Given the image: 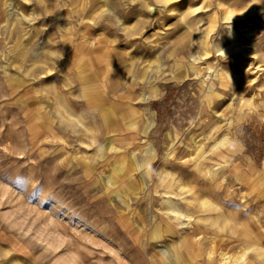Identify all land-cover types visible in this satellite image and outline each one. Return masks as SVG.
Instances as JSON below:
<instances>
[{
    "label": "rangeland",
    "instance_id": "374dc122",
    "mask_svg": "<svg viewBox=\"0 0 264 264\" xmlns=\"http://www.w3.org/2000/svg\"><path fill=\"white\" fill-rule=\"evenodd\" d=\"M195 238L264 264V0H0V264H190Z\"/></svg>",
    "mask_w": 264,
    "mask_h": 264
},
{
    "label": "bare ground",
    "instance_id": "6f19581e",
    "mask_svg": "<svg viewBox=\"0 0 264 264\" xmlns=\"http://www.w3.org/2000/svg\"><path fill=\"white\" fill-rule=\"evenodd\" d=\"M188 7V6H187ZM152 10L154 11V13H158V10H157V8L156 7H153L152 8ZM186 10V9H185ZM205 31V30H204ZM203 31V32H204ZM229 40H230V42H232V43H234V42H236V39H237V37L236 36H234L232 33H230L229 34ZM207 38V37H206ZM207 42V41H206ZM96 43V42H95ZM219 44V46H220V43H218ZM221 44H222V42H221ZM241 46V45H240ZM228 47V46H227ZM226 47V48H227ZM230 47H232V46H230ZM221 48V47H220ZM219 48V49H220ZM225 49V48H224ZM230 48L228 47L227 49H225V50H229ZM208 50V49H207ZM223 52H224V50H223ZM223 52H221V53H223ZM206 53V52H205ZM225 53H227V51L225 52ZM201 58V56L199 55V54H196V53H192L191 55H190V57H189V62H190V64H191V68H193L194 70H195V72H196V74H199L200 73V71L197 69V67H196V63H197V60H199ZM212 68V66L210 65V64H207V69L206 70H209V69H211ZM203 69V68H202ZM205 69V68H204ZM207 74V73H206ZM209 74H210V72H209ZM208 74V75H209ZM215 77V76H214ZM204 78H206V77H204ZM105 79V78H104ZM102 80V79H101ZM106 82H105V80H102V84H103V86H104V89L102 90L103 91V94H104V97L106 98V100L109 98V95L107 94V92L105 91V88H106V84H105ZM133 96V95H132ZM108 97V98H107ZM127 98V97H126ZM132 98V97H131ZM146 98V97H145ZM243 105L244 106H252V102H243ZM104 110H105V108H104ZM106 112L105 113H103V116L104 117H107V116H110L109 115V112H108V109H106L105 110ZM111 123H110V125L109 126H107V128H106V132H113V131H115L116 130V126L114 125V122H115V120H114V118H111ZM150 125H152V123H150V124H148V126H150ZM222 138V137H221ZM202 142V141H201ZM106 143V142H105ZM107 146H108V148L110 149V150H112L113 148H114V143H113V139L112 138H107ZM227 143H228V139H227V137L226 136H224L222 139H220V140H217L213 145H212V147H211V150L213 151V150H215V149H218V148H220L221 146H224L225 148H228V145H227ZM122 146V145H121ZM223 149V148H222ZM170 152V151H169ZM205 150H203L202 152H201V154H200V157L202 158H204L205 157ZM227 152V151H226ZM154 149H150V158L148 159V161H150L152 158H153V155H154ZM223 153V152H222ZM169 154V153H168ZM167 154V155H168ZM226 155V154H225ZM200 158V159H201ZM199 158H198V160H200ZM203 161V160H202ZM228 161L227 160H225V163H227ZM225 165V164H224ZM223 165V166H224ZM146 168V172L149 174L150 172H151V168H150V163H148V165H147V167H145ZM129 170V169H128ZM214 170V169H213ZM208 171L210 172V176H212L211 175V173H214V171H212L211 172V170H209L208 169ZM208 172V173H209ZM213 175H215V174H213ZM109 181L110 182H112V180L111 179H109ZM164 193H166L167 195L164 197L165 198V203H167L166 204V206H167V208H168V210L171 212V213H173V214H175L176 216H181V215H188V216H190L191 215V212L190 211H185V210H183L179 205H178V201L176 202V199L174 200L172 197H171V195L170 194H172V193H167V191L166 192H164ZM182 199H184V197H181ZM186 201V200H185ZM187 203V202H186ZM188 207H189V205H188ZM191 209V208H190ZM175 216V217H176ZM182 234V233H181ZM189 234V233H188ZM192 235V234H191ZM186 236V235H185ZM196 236V235H195ZM190 239V238H189ZM194 240V239H193ZM192 240V241H193ZM194 241H196L195 243H197V244H195L194 246H193V250L191 251V252H188L187 251V254H186V256L188 257V259H189V261L191 262L190 264H196V262H197V258L201 255V248H200V242L198 241V238H195V240ZM188 244V243H187ZM189 245V244H188ZM186 247V246H185ZM186 250V249H185ZM181 252V251H180ZM212 250H210L209 252H208V255L207 256H211V254H212ZM234 254V253H233ZM183 257V256H182ZM240 258H245V252H243V253H241V255H230V254H227V253H225V252H223L222 254H221V257H220V259H219V262H218V264H240V263H238L239 262V260H240ZM242 262V261H241ZM247 264H255V262L254 261H250V262H248Z\"/></svg>",
    "mask_w": 264,
    "mask_h": 264
}]
</instances>
